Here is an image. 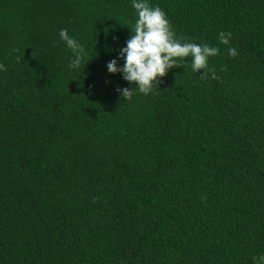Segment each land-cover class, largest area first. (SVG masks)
Instances as JSON below:
<instances>
[{
	"label": "trees",
	"instance_id": "16d2710c",
	"mask_svg": "<svg viewBox=\"0 0 264 264\" xmlns=\"http://www.w3.org/2000/svg\"><path fill=\"white\" fill-rule=\"evenodd\" d=\"M149 2L219 53L196 73L178 59L125 100L134 83L106 64L131 35V0H0V264L264 254V0ZM62 28L84 69H69Z\"/></svg>",
	"mask_w": 264,
	"mask_h": 264
},
{
	"label": "clouds",
	"instance_id": "9594fccd",
	"mask_svg": "<svg viewBox=\"0 0 264 264\" xmlns=\"http://www.w3.org/2000/svg\"><path fill=\"white\" fill-rule=\"evenodd\" d=\"M131 7L135 10V23L131 27V35L125 41L116 58L106 64L107 72L119 73L124 81L133 88L117 89L122 99L128 100L134 95V90L140 94L148 95L153 87H157L159 78L165 76L173 67L180 66L179 60L190 58L191 71L208 68V60L219 53V48L209 46L207 43L188 42L175 36L166 14L158 6L150 4L149 0H131ZM58 36L66 47L71 50L74 58L69 62L70 70L83 69V45L69 35L67 29H60ZM219 42L228 45L231 33L220 32ZM230 57L237 55L234 48L228 47ZM123 60V64L118 63ZM5 71L0 64V72ZM211 72V69H208ZM204 75V71L202 74ZM252 264H264V254L252 257Z\"/></svg>",
	"mask_w": 264,
	"mask_h": 264
}]
</instances>
